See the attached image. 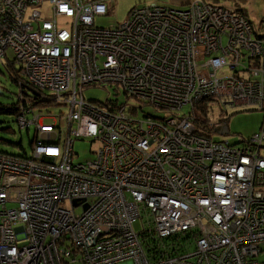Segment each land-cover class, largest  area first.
Instances as JSON below:
<instances>
[{
  "label": "built area",
  "instance_id": "obj_1",
  "mask_svg": "<svg viewBox=\"0 0 264 264\" xmlns=\"http://www.w3.org/2000/svg\"><path fill=\"white\" fill-rule=\"evenodd\" d=\"M107 2L0 0V60L9 48L19 85L52 103L15 116L33 126L29 154L0 151V264H264V126L230 144L205 117L213 103L264 111V36L206 0L97 26ZM90 85L126 97L87 99ZM131 98L162 114L135 118ZM83 138L94 156L75 162Z\"/></svg>",
  "mask_w": 264,
  "mask_h": 264
},
{
  "label": "rangeland",
  "instance_id": "obj_2",
  "mask_svg": "<svg viewBox=\"0 0 264 264\" xmlns=\"http://www.w3.org/2000/svg\"><path fill=\"white\" fill-rule=\"evenodd\" d=\"M213 2L217 5H222L229 9L238 8L241 9L251 21L254 29V33L258 36H264V2L259 0H206ZM108 11L103 15L94 16V24L97 26H109L121 22L127 14L129 8L133 5H146L147 2L136 1L132 3L125 0H108ZM151 3V2H150ZM153 3V2H152ZM156 3V2H154ZM160 5H165L162 3H156ZM41 11L44 17L50 15V10L47 3H44L41 7ZM58 23L63 26V20L58 19ZM225 40V39H224ZM6 55L9 60H12L13 53L7 48ZM19 79V78H18ZM18 91V86L10 77L7 69L2 64L0 60V103L9 104L16 100V93ZM83 94L87 99H93L97 101H103L106 97L111 99H116L121 102L125 99L126 95L120 88V92L115 91L113 86H96L90 85L83 88ZM132 102L137 105H142L141 108L138 107L136 111L132 114L135 118H142L143 116L149 114L152 116H160L162 113L154 109L151 106L139 104L137 101L131 98ZM129 101V102H130ZM31 107V106H29ZM31 108H34L32 106ZM205 117L209 122H226L228 129L227 134H221L219 132H214V139H227L230 144H237L244 138L250 137L252 134L258 132L262 126H264V111L258 109L255 105H239L235 107H227L226 110H220L219 105L216 103L211 104L206 107ZM21 110V109H20ZM19 110V112H20ZM51 113L57 115L59 112H65L66 106H52L49 109ZM188 110V106L185 105L182 109L178 110L179 115L182 112ZM18 112V114H19ZM30 117L31 113H27ZM46 121H53L51 118H45ZM56 120L61 124L62 121L56 117ZM65 128V124L62 125ZM33 135V126L25 130V128H19L17 122L15 121L14 115H7L0 113V150L7 153L22 155L24 153L29 154L31 151L30 140ZM96 143H93L88 138L76 139L73 142V150L76 152L74 156V161H85L91 159L94 156L92 152L95 149ZM9 203L8 206H12ZM80 206L75 207V212H80ZM133 228L135 231H140L142 229V220L137 218L133 223ZM262 257L260 254L259 258ZM68 264H84L82 261L69 262ZM115 264H126V262H118Z\"/></svg>",
  "mask_w": 264,
  "mask_h": 264
},
{
  "label": "trees",
  "instance_id": "obj_3",
  "mask_svg": "<svg viewBox=\"0 0 264 264\" xmlns=\"http://www.w3.org/2000/svg\"><path fill=\"white\" fill-rule=\"evenodd\" d=\"M2 64L7 69L12 80L18 86V91L16 93V100L13 103H9V104L0 103V113L7 114V115L13 114L14 118H15V116L18 114L21 107H28V106L32 107V106H34V107L39 108L42 106H47V107L51 106L52 103L41 102L40 94L36 90L31 89V88H27L25 85H22V86L19 85L20 81L17 77V68H16L13 60H9V58H8L7 60L3 61ZM29 89H31V92L33 93L34 96L30 95L31 92L29 91ZM20 92H22L23 97L22 96L18 97ZM1 152H3V151H1Z\"/></svg>",
  "mask_w": 264,
  "mask_h": 264
},
{
  "label": "crops",
  "instance_id": "obj_4",
  "mask_svg": "<svg viewBox=\"0 0 264 264\" xmlns=\"http://www.w3.org/2000/svg\"><path fill=\"white\" fill-rule=\"evenodd\" d=\"M111 2V0H109ZM125 1H130L132 3H135L136 1H143V2H147V3H152V2H156V3H162L165 4L167 6H172V7H185L191 0H125ZM215 1V0H213ZM264 2V0H259ZM248 17V16H247Z\"/></svg>",
  "mask_w": 264,
  "mask_h": 264
}]
</instances>
